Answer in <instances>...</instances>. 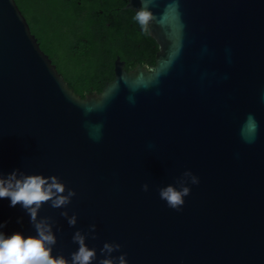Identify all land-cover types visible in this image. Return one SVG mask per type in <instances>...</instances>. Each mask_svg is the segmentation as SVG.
<instances>
[{
    "label": "water",
    "instance_id": "water-1",
    "mask_svg": "<svg viewBox=\"0 0 264 264\" xmlns=\"http://www.w3.org/2000/svg\"><path fill=\"white\" fill-rule=\"evenodd\" d=\"M145 6L154 63L127 70L117 56L115 78L83 98L16 0H0V171L55 175L76 192L66 209L38 210L55 221L53 256L70 260L73 233L95 224L93 264L105 241L127 264H264V0ZM185 170L199 183L177 211L158 189L179 188ZM0 222L5 235H36L8 198Z\"/></svg>",
    "mask_w": 264,
    "mask_h": 264
},
{
    "label": "trees",
    "instance_id": "trees-1",
    "mask_svg": "<svg viewBox=\"0 0 264 264\" xmlns=\"http://www.w3.org/2000/svg\"><path fill=\"white\" fill-rule=\"evenodd\" d=\"M42 49L75 92L101 93L120 56L129 70L154 63L156 41L126 0H16Z\"/></svg>",
    "mask_w": 264,
    "mask_h": 264
},
{
    "label": "clouds",
    "instance_id": "clouds-1",
    "mask_svg": "<svg viewBox=\"0 0 264 264\" xmlns=\"http://www.w3.org/2000/svg\"><path fill=\"white\" fill-rule=\"evenodd\" d=\"M142 6L135 11L134 20L143 31H149L150 23L155 16L150 9L145 6L146 0H141ZM249 122H254L252 117ZM99 127V126H97ZM98 139V136H94ZM179 188L168 184L158 189L160 199L164 200L171 209L179 211L184 205V197L190 195L189 184L199 183V177L190 170H185L177 179ZM143 191L147 192L149 185H141ZM76 192L65 188L59 178L55 175L43 176L41 174H25L19 169H14L7 175L0 171V199H10V206L17 204L29 215L30 223L34 227L36 235L22 236L18 232L5 235L2 229L5 227L0 222V264H93L97 260L95 248H90L85 243L86 236L96 239V225H89L88 232L82 233L77 229L72 235V241L78 248L70 253V260L63 255H52V248L56 244V236L53 233L55 221L51 217H39L38 210L45 203L50 204L54 209H66ZM60 215L65 217L70 227L77 223L75 213L68 214L67 210L61 211ZM18 222H22L18 219ZM121 245L115 242L105 241L100 248L101 258L98 264H127L124 253L113 256L114 252H119Z\"/></svg>",
    "mask_w": 264,
    "mask_h": 264
}]
</instances>
